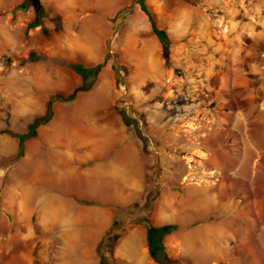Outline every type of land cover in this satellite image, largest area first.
I'll return each instance as SVG.
<instances>
[{
	"label": "rangeland",
	"instance_id": "374dc122",
	"mask_svg": "<svg viewBox=\"0 0 264 264\" xmlns=\"http://www.w3.org/2000/svg\"><path fill=\"white\" fill-rule=\"evenodd\" d=\"M16 2L23 22L12 2L0 11V264H54L59 243L40 201L47 171L71 157L47 141L71 126L112 133L103 158L119 155L141 176L127 204L111 205L124 225L112 264H128L116 253L126 228L144 216L153 224L157 212L175 225L159 264H264V0H143L148 13L139 0H105L101 66L72 99L85 84L76 69L83 18L68 35L62 11ZM50 104L51 118L31 133ZM132 240L140 243L130 235L123 248L139 255Z\"/></svg>",
	"mask_w": 264,
	"mask_h": 264
},
{
	"label": "crops",
	"instance_id": "0c3cea01",
	"mask_svg": "<svg viewBox=\"0 0 264 264\" xmlns=\"http://www.w3.org/2000/svg\"><path fill=\"white\" fill-rule=\"evenodd\" d=\"M16 1L18 0H10L9 3L12 2L13 5L20 4ZM104 1L40 0V4L44 9L55 13L62 11V16L67 19L69 25L68 35L75 21L80 19L81 22V18H83L82 24L76 32L80 34L78 41L81 42V58L84 64L78 65L95 67L102 61L104 56L102 42L107 33L105 34L104 30L102 32L100 29L101 24H97L96 12L98 9L104 12L107 8L106 3L108 0L106 3H103ZM9 3L7 4L6 0H0V11L3 9L2 7H7ZM26 13V7L25 10L18 9L15 11L17 23L23 22ZM29 16L32 17V14L29 13ZM37 27L35 25V28ZM70 40L74 41L72 38ZM66 49L68 48H64V51ZM134 51L137 55L130 56L138 58V51ZM89 62H91L90 65H87ZM83 121L81 118L77 119L75 117L72 123L77 124ZM95 128L98 129L82 131L79 127V130H77V128L74 129V126H71L57 140L47 141V145L52 142L57 143L60 154L71 157L70 163L68 161L67 164H61V167L58 166L57 170L52 169L50 173L47 171V174L52 177L51 182L57 180L58 188L55 191L54 188L49 186L51 182L48 181V186H45L40 201L42 226L51 230V235L55 236L53 239H56L59 243L54 264H97L96 247L114 221L111 205L127 204L130 197L133 194L136 195L140 186L141 176L139 172H136V174L130 172L129 166H127L128 163L121 156L117 155L110 159L103 158L102 150L109 142V135L112 136L113 134L100 126H95ZM73 132H75L76 137L71 136ZM64 143H67V145H63ZM47 148L50 152V147ZM46 166H50V164ZM43 169L41 171L44 175L46 169ZM52 172H55V174L53 175ZM85 176H88V178ZM70 179L80 184V188H72L68 183ZM135 183L138 185L135 189L130 190V185ZM88 185L92 186V189H84ZM66 186L68 187L66 188ZM80 198L88 199L89 202L81 204ZM157 213L156 216L154 215L153 226L171 225V223L165 222L167 220L162 219ZM130 235L137 236L140 241L137 244L138 240L137 242L132 240V247L138 250L139 255L123 248L122 243ZM116 253L128 264H159L158 257L153 256L150 252L148 228L141 223L130 224L126 228L117 243Z\"/></svg>",
	"mask_w": 264,
	"mask_h": 264
},
{
	"label": "trees",
	"instance_id": "16d2710c",
	"mask_svg": "<svg viewBox=\"0 0 264 264\" xmlns=\"http://www.w3.org/2000/svg\"><path fill=\"white\" fill-rule=\"evenodd\" d=\"M139 1H140L142 9L144 11H146V13H148V11L144 5L143 0H139ZM18 9L25 10L24 4L20 3V4L16 5L14 7V9L12 10L13 13ZM40 10H42L41 5L39 8H36V11L38 13L40 12ZM150 20H151L153 30L158 35L159 39L162 42L164 49L167 51V47H168L167 35L165 34L164 31L158 29L155 26V24L151 18H150ZM35 25H38V23H35ZM100 66H101V64H98L95 67H87L86 68V67H83L81 65H77L76 69H78L79 73L83 74L82 76L84 78V83H85V82H87V80L91 76H94L97 74ZM91 85L92 84L90 81V82L85 83L84 85L76 88L74 93H72V95L68 99H72L76 95V93L79 91L88 90L91 87ZM51 116H52V108H51V104H50V106H48V109H47V114L43 117L37 118L35 120L34 124L31 126V133H34L36 131V127L38 125L46 123L51 118ZM23 151H24V141H22L19 144V147H18L19 156L23 155ZM140 222H142L148 228V242H149L150 252L153 256H156L158 250H161V251L163 250V244H162L163 235L170 232L171 230H173L175 228V225H163V226H159V227L153 226L146 216L142 217L140 219ZM123 229H124V225L120 224V222H118L115 219L113 221V223L111 224L110 228L108 229V231L102 236L101 240L99 241V243L96 247L97 257L99 258L97 264H112L113 259L111 257V253L113 252V248L115 246V241L117 240V238L119 237V235Z\"/></svg>",
	"mask_w": 264,
	"mask_h": 264
},
{
	"label": "bare ground",
	"instance_id": "6f19581e",
	"mask_svg": "<svg viewBox=\"0 0 264 264\" xmlns=\"http://www.w3.org/2000/svg\"><path fill=\"white\" fill-rule=\"evenodd\" d=\"M100 98H101V96H100ZM94 101H95V100H94ZM94 105H95V104H93L92 102L88 104V106H89L90 108H93ZM80 109H81V108H80ZM94 109H95V108H94ZM84 110H85V109H84ZM84 110H83V111H84ZM81 111H82V110H81ZM96 111H97V110H96ZM82 113H83V112H82ZM79 134H80V133H79ZM73 135H75V137H76V134L73 133ZM77 135H78V134H77ZM71 136H72V135H71ZM70 138H72V137H70ZM46 141H47V140H46ZM56 149H58V148L56 147ZM56 151H59V150H56ZM52 152H53V151H52ZM56 153H58V152H56ZM53 155H56V154H54V152H53ZM59 155H60V154H59ZM53 158H54V157H53ZM63 159H64V158H63ZM61 160H62V159H61ZM51 161H52V160H51ZM56 161H57V160H56ZM56 161H55V162H56ZM58 161H59V160H58ZM68 161H69V160H68L67 158L64 159V160H62V162H63L64 164H67ZM56 163H57V162H56ZM56 163H55V164H56ZM83 187H84V186H83ZM84 189L90 190V189H92V186H89V185H88V186L85 187Z\"/></svg>",
	"mask_w": 264,
	"mask_h": 264
},
{
	"label": "water",
	"instance_id": "95a60500",
	"mask_svg": "<svg viewBox=\"0 0 264 264\" xmlns=\"http://www.w3.org/2000/svg\"><path fill=\"white\" fill-rule=\"evenodd\" d=\"M32 2V5L35 7V8H39L40 7V0H31Z\"/></svg>",
	"mask_w": 264,
	"mask_h": 264
}]
</instances>
